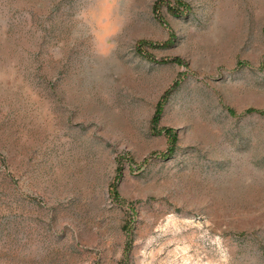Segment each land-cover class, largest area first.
Masks as SVG:
<instances>
[{"label": "rangeland", "instance_id": "rangeland-1", "mask_svg": "<svg viewBox=\"0 0 264 264\" xmlns=\"http://www.w3.org/2000/svg\"><path fill=\"white\" fill-rule=\"evenodd\" d=\"M0 264H264V0H0Z\"/></svg>", "mask_w": 264, "mask_h": 264}]
</instances>
